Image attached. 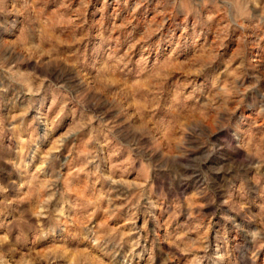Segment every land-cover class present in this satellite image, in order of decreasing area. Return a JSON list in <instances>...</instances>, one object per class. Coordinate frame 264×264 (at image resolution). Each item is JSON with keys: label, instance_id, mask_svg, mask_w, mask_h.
I'll return each instance as SVG.
<instances>
[{"label": "rangeland", "instance_id": "obj_1", "mask_svg": "<svg viewBox=\"0 0 264 264\" xmlns=\"http://www.w3.org/2000/svg\"><path fill=\"white\" fill-rule=\"evenodd\" d=\"M0 264H264V0H0Z\"/></svg>", "mask_w": 264, "mask_h": 264}]
</instances>
